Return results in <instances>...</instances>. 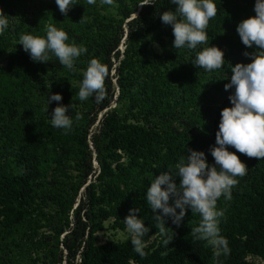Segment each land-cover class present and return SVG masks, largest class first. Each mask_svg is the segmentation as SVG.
<instances>
[{
    "label": "trees",
    "instance_id": "16d2710c",
    "mask_svg": "<svg viewBox=\"0 0 264 264\" xmlns=\"http://www.w3.org/2000/svg\"><path fill=\"white\" fill-rule=\"evenodd\" d=\"M141 2L77 0L64 16L54 0H0L10 20L0 36V264H264V159L228 149L248 171L237 177L230 201H217L226 256L192 237L200 217L190 211L179 227L170 219L163 225L171 238L166 246L145 201L153 179L174 169L189 149L214 163L209 149L221 111L231 107L232 90L224 88L230 66L250 63L242 53L254 51L235 29L255 15V0H214L209 46L223 50L227 63L211 73L192 64L195 51L172 47V29L159 15L174 6L155 0L137 7ZM49 24L87 49L76 71L55 57L34 63L18 45L21 34L44 36ZM92 58L108 69L100 104L78 99ZM48 94L73 106L67 135L50 124L57 102L43 111ZM137 207L150 229L144 258L129 238L98 242L100 233L125 231L123 221Z\"/></svg>",
    "mask_w": 264,
    "mask_h": 264
},
{
    "label": "clouds",
    "instance_id": "9594fccd",
    "mask_svg": "<svg viewBox=\"0 0 264 264\" xmlns=\"http://www.w3.org/2000/svg\"><path fill=\"white\" fill-rule=\"evenodd\" d=\"M54 3L64 16L78 4L77 0H54ZM96 3L97 0H87L88 5ZM99 3L113 6L114 0H99ZM168 3L174 6L173 10L163 11L159 19L172 29V47L195 51L192 64L204 72L222 70L227 63L225 54L218 47L209 46L206 31L210 20L217 16L214 0H168ZM145 5H155V0H142L137 7ZM253 11L255 15L239 22L235 29L242 45L254 51L242 53L250 63L230 66L232 75L224 88L232 90L228 97L231 107L221 111L215 145L209 149L214 163H207L204 152L189 149V154L184 155L174 169L156 176L145 193V201L153 219L161 226L160 235L166 246L171 238L167 237L163 225L170 219L179 227L190 211L200 217L199 225L191 229L192 237L206 242L217 256L221 252L225 256L230 253L229 242L221 235L219 227L224 210L217 208V201L221 197L227 201L232 199L237 177L245 176L248 168L228 149L233 148L249 158L264 159V0H255ZM9 28V16L0 9V36ZM18 45L32 62L46 64L55 57L69 71H76V61L87 52L85 47L69 42L67 32L52 24L47 26L44 36L21 34ZM107 76V67L96 58L90 59L79 84L78 99L84 102L93 98L96 104L102 103L106 98ZM61 100L60 94H48L43 111L48 114L49 105L57 102L50 116L48 114L50 124L67 135L73 130L70 115L73 106H65ZM139 212L138 207L129 209L123 223L133 251L144 258V237L150 229L137 218Z\"/></svg>",
    "mask_w": 264,
    "mask_h": 264
},
{
    "label": "rangeland",
    "instance_id": "374dc122",
    "mask_svg": "<svg viewBox=\"0 0 264 264\" xmlns=\"http://www.w3.org/2000/svg\"><path fill=\"white\" fill-rule=\"evenodd\" d=\"M129 237L126 233V231H118V232H112V231H105L104 233L98 234V242L100 244H104L108 241H124L127 240Z\"/></svg>",
    "mask_w": 264,
    "mask_h": 264
}]
</instances>
